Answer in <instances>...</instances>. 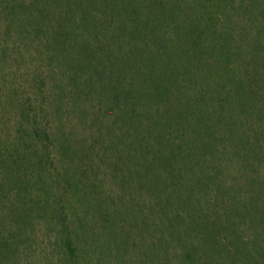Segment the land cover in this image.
I'll use <instances>...</instances> for the list:
<instances>
[{
  "label": "trees",
  "instance_id": "16d2710c",
  "mask_svg": "<svg viewBox=\"0 0 264 264\" xmlns=\"http://www.w3.org/2000/svg\"><path fill=\"white\" fill-rule=\"evenodd\" d=\"M0 264H264V0H0Z\"/></svg>",
  "mask_w": 264,
  "mask_h": 264
}]
</instances>
